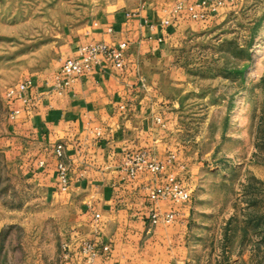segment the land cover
<instances>
[{"label":"crops","instance_id":"obj_1","mask_svg":"<svg viewBox=\"0 0 264 264\" xmlns=\"http://www.w3.org/2000/svg\"><path fill=\"white\" fill-rule=\"evenodd\" d=\"M99 3L96 18L65 30L48 65L18 81L31 82L25 93L9 99L6 92L9 127L3 150L32 186L72 212L80 243L67 264H85L82 250L90 244L97 264H195L188 242L191 199L153 201L151 196L178 184L191 198L197 168L173 115L176 92L184 86L177 48L186 32L221 23L237 0ZM178 6L184 11L174 15ZM190 6L204 19L192 20L185 10ZM93 43L115 49L125 44L123 67L103 59L70 88L56 90L63 62ZM139 157L144 164L136 163ZM152 162L161 165L159 174L147 168ZM153 214L173 218L153 225Z\"/></svg>","mask_w":264,"mask_h":264},{"label":"rangeland","instance_id":"obj_2","mask_svg":"<svg viewBox=\"0 0 264 264\" xmlns=\"http://www.w3.org/2000/svg\"><path fill=\"white\" fill-rule=\"evenodd\" d=\"M101 0H0V264H67L80 243L70 210L6 155V92L53 59L65 30ZM104 2V1H102ZM173 112L197 168L188 242L195 264H264V0L186 32Z\"/></svg>","mask_w":264,"mask_h":264},{"label":"built area","instance_id":"obj_3","mask_svg":"<svg viewBox=\"0 0 264 264\" xmlns=\"http://www.w3.org/2000/svg\"><path fill=\"white\" fill-rule=\"evenodd\" d=\"M214 5H221L222 0H211ZM202 6L205 7V2L202 3ZM187 13L190 15V18L194 21H200L204 19V13L198 12L195 6H190L185 8ZM184 11L182 6H178L174 11V15H179ZM126 49L125 44H121L118 49L111 48L104 43H93L88 46L81 47L78 50V54L75 57L67 58L63 64L61 65L60 72L57 75L56 81V90H62L66 88H70L73 83L82 76H87L91 74L94 68L101 64L103 59L110 60L113 63V66L116 69H121L123 67V59H124V51ZM31 82H23L18 83L17 85L11 87L7 92V97L9 99L21 96L25 93L30 87ZM158 122H160L158 120ZM56 154L58 156L62 155V147L58 146L56 149ZM136 163H145V159L143 157H139L136 159ZM147 168L153 174H159L162 170L160 164L152 162L150 164L147 163ZM61 172V178L63 183H66V176L64 175L63 165L59 166ZM135 171H131V175L134 176ZM190 198V194L182 188L178 184L167 185L165 187L156 189L151 196L153 201L155 200H165L171 199L173 201H188ZM99 219V216L95 217ZM173 218L172 214H167L164 217H160L157 214H153L152 216V224L156 225L161 219L164 222L169 223ZM103 250L105 252L109 251L108 246H104ZM82 254L85 256L84 263L85 264H97L96 263V248L94 245H86L82 250Z\"/></svg>","mask_w":264,"mask_h":264}]
</instances>
